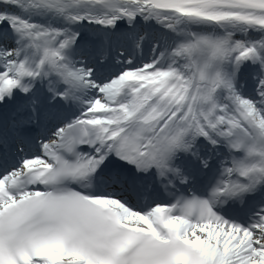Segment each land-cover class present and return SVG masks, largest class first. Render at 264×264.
<instances>
[{
	"label": "snow or ice",
	"instance_id": "snow-or-ice-1",
	"mask_svg": "<svg viewBox=\"0 0 264 264\" xmlns=\"http://www.w3.org/2000/svg\"><path fill=\"white\" fill-rule=\"evenodd\" d=\"M0 264H264V0H0Z\"/></svg>",
	"mask_w": 264,
	"mask_h": 264
}]
</instances>
